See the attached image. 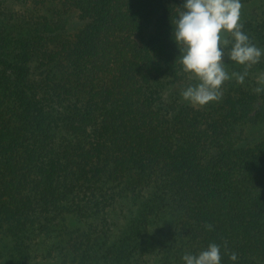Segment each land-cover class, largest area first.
I'll use <instances>...</instances> for the list:
<instances>
[{"label":"trees","instance_id":"obj_1","mask_svg":"<svg viewBox=\"0 0 264 264\" xmlns=\"http://www.w3.org/2000/svg\"><path fill=\"white\" fill-rule=\"evenodd\" d=\"M184 3L0 0V264H264V56L192 106ZM241 23L264 49V11Z\"/></svg>","mask_w":264,"mask_h":264},{"label":"clouds","instance_id":"obj_2","mask_svg":"<svg viewBox=\"0 0 264 264\" xmlns=\"http://www.w3.org/2000/svg\"><path fill=\"white\" fill-rule=\"evenodd\" d=\"M242 8L241 0H185L177 18L171 22L183 71L190 74V79L198 81L181 93L194 107L220 101L224 82L235 78L243 83L248 69L264 56V49L252 43L243 31ZM229 45L230 50H227ZM225 56L244 66V72L230 75L225 68ZM258 83L264 85V73L258 77ZM262 91L264 87L255 89L257 94ZM205 227L212 228L211 225ZM229 258L235 261L237 255L231 253ZM182 259L186 264H220V246L210 244L198 255L185 254Z\"/></svg>","mask_w":264,"mask_h":264},{"label":"rangeland","instance_id":"obj_3","mask_svg":"<svg viewBox=\"0 0 264 264\" xmlns=\"http://www.w3.org/2000/svg\"><path fill=\"white\" fill-rule=\"evenodd\" d=\"M241 3L243 5L242 11H241V21L244 19V17H248L249 15L255 14L260 15L264 11V0H241ZM243 18V19H242ZM78 22L77 19L73 20V25H76ZM259 77V76H258ZM258 77L255 78V81L258 83ZM258 86L264 87V85H261L258 83ZM119 206H116L114 210L110 211L109 214V224L114 228L115 226L121 224L123 221L122 215L119 213ZM116 210V212H115Z\"/></svg>","mask_w":264,"mask_h":264}]
</instances>
